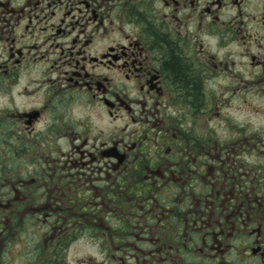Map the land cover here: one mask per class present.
<instances>
[{
  "label": "flooded vegetation",
  "instance_id": "af4514ba",
  "mask_svg": "<svg viewBox=\"0 0 264 264\" xmlns=\"http://www.w3.org/2000/svg\"><path fill=\"white\" fill-rule=\"evenodd\" d=\"M0 94V264H264V0H0Z\"/></svg>",
  "mask_w": 264,
  "mask_h": 264
},
{
  "label": "rangeland",
  "instance_id": "374dc122",
  "mask_svg": "<svg viewBox=\"0 0 264 264\" xmlns=\"http://www.w3.org/2000/svg\"><path fill=\"white\" fill-rule=\"evenodd\" d=\"M241 94L238 93L237 96H240ZM264 98H261L257 95H254L253 99L251 100V103L249 104L253 105L254 104H262L264 102L263 100ZM6 100L4 95L0 94V116H2V112H5L2 109V105L5 104ZM35 101L29 102L28 100L24 99V102H22V100H17L15 103L17 105H19V108H23L26 105H31L33 104ZM245 114V111H241V112H236V114ZM253 114H256V116H253L252 118L257 120L256 123L260 124L261 120H264L263 116L259 113H257L256 111H254ZM242 118H246V117H242ZM5 124L7 126H5ZM13 128L17 131L20 132L21 135H24V132L21 131V127L19 128L15 123L12 124ZM12 125L10 124V122L7 120L6 122L3 123L2 129L6 130L9 127H12ZM21 139L18 141V143L13 142L12 143V153H14L13 155L11 154L9 158L7 159H0V165L6 161V164H8V168L13 172L14 175H22L24 176V179L30 180L32 177L36 178L37 174H36V169H35V165H32L33 162L37 163L36 161L38 160L36 159H32L31 158V154L32 152L36 151L39 146L37 147V145H32L31 143L28 146V150H30V152H28V150H24V138L20 137ZM6 145V144H4ZM62 146V145H61ZM5 149V146L2 147V144L0 143V151H3ZM49 152H48V156L47 158L42 159L43 161H47V162H51V159L49 158ZM9 159V160H8ZM9 161V162H8ZM8 169V171H9ZM0 171L3 174H6V176H9V174H12L11 172H8L7 170H3L0 169ZM1 176V173H0ZM38 197V196H37ZM32 198V197H31ZM36 199V198H34ZM43 223H38V228L34 231L38 232V229L43 228ZM39 234H28V235H24V255L27 253L26 252V246L25 243L29 242L30 246H32L38 239H39ZM88 255H91L93 260H101L102 255L100 252V249L98 248V245L96 242H92L87 238L84 239H80L78 240L75 245H73V250L70 251V255L69 257L71 258H75V259H79L82 260L83 258H87ZM27 259L29 258L30 261L25 260L24 259V264H36L37 262V256L28 254V256L26 257Z\"/></svg>",
  "mask_w": 264,
  "mask_h": 264
},
{
  "label": "trees",
  "instance_id": "16d2710c",
  "mask_svg": "<svg viewBox=\"0 0 264 264\" xmlns=\"http://www.w3.org/2000/svg\"><path fill=\"white\" fill-rule=\"evenodd\" d=\"M173 63H175V62H173ZM173 69H174V73H175L176 75H178V76H179V74L181 75V72H180L181 69H179L178 64H174V65H173Z\"/></svg>",
  "mask_w": 264,
  "mask_h": 264
}]
</instances>
